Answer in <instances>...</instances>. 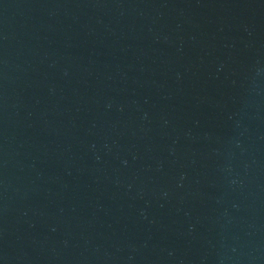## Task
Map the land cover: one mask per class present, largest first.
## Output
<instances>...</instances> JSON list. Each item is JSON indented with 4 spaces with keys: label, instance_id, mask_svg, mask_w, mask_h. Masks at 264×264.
Here are the masks:
<instances>
[{
    "label": "water",
    "instance_id": "obj_1",
    "mask_svg": "<svg viewBox=\"0 0 264 264\" xmlns=\"http://www.w3.org/2000/svg\"><path fill=\"white\" fill-rule=\"evenodd\" d=\"M0 264H264V0H0Z\"/></svg>",
    "mask_w": 264,
    "mask_h": 264
}]
</instances>
